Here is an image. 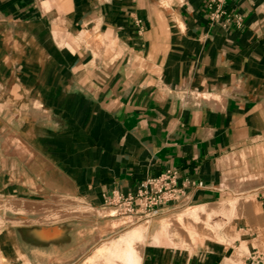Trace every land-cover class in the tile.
I'll return each instance as SVG.
<instances>
[{
  "label": "crops",
  "instance_id": "1",
  "mask_svg": "<svg viewBox=\"0 0 264 264\" xmlns=\"http://www.w3.org/2000/svg\"><path fill=\"white\" fill-rule=\"evenodd\" d=\"M211 4L176 1L184 26H171L154 0H0V246L14 264H66L100 240L97 218L53 224L54 191L99 210L172 169L208 193L221 160L259 141L264 0H227L240 27L212 24ZM145 230L97 254L140 264ZM141 264L235 263L213 248Z\"/></svg>",
  "mask_w": 264,
  "mask_h": 264
},
{
  "label": "rangeland",
  "instance_id": "2",
  "mask_svg": "<svg viewBox=\"0 0 264 264\" xmlns=\"http://www.w3.org/2000/svg\"><path fill=\"white\" fill-rule=\"evenodd\" d=\"M154 1L166 10L169 25L184 26L173 8L178 0ZM258 138L259 141L244 144L221 160L220 187L214 184L207 188L212 192L206 193L198 192L200 187L194 186L186 204L174 208L165 204L155 214L120 212L110 203V195L100 197V209L93 210L87 207L86 199L78 198L80 192L67 195L54 191L51 200L54 225L97 218L95 230L101 237L85 254L70 255L66 264H105L106 255L97 254V249L111 245L140 225L147 228L138 243L140 264L147 254L196 253L213 248L223 249L230 262L252 264L251 257L256 251L264 255V128ZM4 225L7 222L0 221V228ZM161 227L164 231L156 237ZM61 261L54 255L53 264ZM0 264H14L11 252L2 246Z\"/></svg>",
  "mask_w": 264,
  "mask_h": 264
},
{
  "label": "built area",
  "instance_id": "3",
  "mask_svg": "<svg viewBox=\"0 0 264 264\" xmlns=\"http://www.w3.org/2000/svg\"><path fill=\"white\" fill-rule=\"evenodd\" d=\"M211 3L209 18L212 24H219L221 26H231L234 24L236 27L242 25L243 20L240 14H230L228 12L226 8L227 0H211ZM178 178L177 171L172 169L147 176L128 194L113 191L110 194V203L117 206L116 208L120 212L136 214H155L165 204H169L168 206H171V208L179 207L190 200L192 187H201L202 183L186 181L178 184ZM251 259L252 264L259 262L264 264V255L257 251Z\"/></svg>",
  "mask_w": 264,
  "mask_h": 264
}]
</instances>
